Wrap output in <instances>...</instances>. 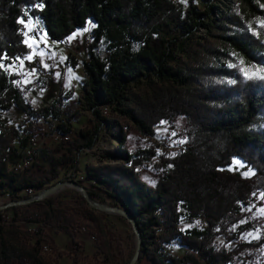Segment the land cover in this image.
Segmentation results:
<instances>
[{"label": "trees", "instance_id": "1", "mask_svg": "<svg viewBox=\"0 0 264 264\" xmlns=\"http://www.w3.org/2000/svg\"><path fill=\"white\" fill-rule=\"evenodd\" d=\"M203 2L200 9L178 0H0V65L29 52L20 23L26 9L40 17L53 40L93 21L87 57L82 59L79 110L58 126L70 133L72 119L88 113L90 125L64 141L68 156L74 157V171L82 150L91 149L101 137L115 141L100 151L95 163L85 165L86 182L75 180L99 202L109 199L108 204L132 215L141 236L134 264H236L237 255L255 259L264 242V229L255 241L240 239L255 222L243 206L254 192L264 191V81H240L224 66L230 51L264 63V32L248 23L264 13V0ZM200 27L206 35L198 34ZM101 40L106 42L105 57L95 51ZM14 77L0 67V193L8 189L9 201L29 198L59 181V166L67 159L43 152L49 168L38 178L27 174L28 166L21 172L10 170L9 164L22 161L32 127L9 124L3 111L14 106L28 119L62 115L58 96L33 107ZM179 115L185 117L184 147L159 156L153 162L160 170L158 178L147 183L139 169L156 151L151 145L131 150L126 126L132 124L152 138L158 122H173ZM233 156L248 162L254 175L221 169ZM9 209L11 216L6 215ZM107 215L79 190L7 204L0 208V264H53L54 255L65 250L58 248L46 225L67 233L73 244L86 227L100 263L124 264ZM183 216L196 222L183 229ZM19 219L28 226H21ZM43 241L53 257L44 254ZM229 241H235L230 248L225 245ZM173 243L184 245L185 251L176 255L167 250ZM78 259L73 255L70 264Z\"/></svg>", "mask_w": 264, "mask_h": 264}, {"label": "rangeland", "instance_id": "2", "mask_svg": "<svg viewBox=\"0 0 264 264\" xmlns=\"http://www.w3.org/2000/svg\"><path fill=\"white\" fill-rule=\"evenodd\" d=\"M183 4L192 2L197 5L198 8L203 9L205 7L203 0H178ZM224 2H221L219 8L221 9ZM264 7V5H261ZM25 19H22L23 32H25L24 41L29 46V52L22 57H17L10 63H2L5 70L12 74L14 77L13 82L19 88L29 92L31 94L28 101L33 107L43 106L52 101L57 96L61 100V111L62 115L58 118L49 116L48 118L34 119L36 121V127H39V146L35 150V154L30 159V164L27 167V174L31 178H38L43 174L47 173L49 163L42 158L43 152H48L53 155H65L67 159L61 163L60 168V182L61 184L53 189L50 194L61 196H70L78 191V189L71 183L67 182L68 179H82L86 182L85 177V165L88 163H95L100 157V151L105 149L115 141H110L109 138L101 137L98 142L87 150H82L76 157L78 169L74 171V157H69L67 154L65 142L59 138L61 127L58 126L62 118L67 114H70L76 110H79L80 102L79 98L82 93L81 78H82V59L87 56V50L83 36L90 32V28L93 26V21L89 20L86 26V32L77 38L75 42L60 41L57 40L55 43L48 40V37L40 35L42 28H44L42 20L38 16H31L29 9L25 10ZM29 20H34L35 26L30 25ZM33 23V24H34ZM251 26L258 27L260 31L264 32V13L259 16L251 17ZM27 25V26H26ZM198 34L206 35V29L200 27ZM42 36V37H41ZM95 51L102 57L107 54L106 42L101 40ZM71 54L69 58L67 55ZM31 56L32 59H28ZM71 60L75 61V64ZM23 61V64H21ZM224 66L228 68L236 78L240 81H246L260 79L259 76H264V63L249 62L241 55L230 51L229 54L224 58ZM23 66L26 68L21 69ZM259 71L258 75H253ZM247 71V75L245 74ZM252 77V78H249ZM264 112V111H263ZM105 113V112H104ZM109 113V108L106 110ZM3 116L6 117L7 122L13 125H24L32 126L31 122L33 118H26L25 113L17 109L14 106L3 111ZM264 123L263 118L260 121ZM185 124L184 116H177L175 121L161 120L155 125V134L152 138L142 136L137 129L129 124L126 126L127 131V145L131 150L138 145L140 146H153L156 155L152 161L146 162V164L139 169L141 178L147 183L154 184L158 178L160 170L155 168L153 162L158 159L159 156H167L173 154L180 148L184 147L186 136L184 135L183 127ZM90 125V120L87 112L80 113L78 117L72 119L70 132L71 136H74L75 130L78 128H84ZM173 133H175L173 135ZM112 161H116L112 159ZM239 161L237 165L235 162ZM242 165V166H240ZM224 170L234 171L236 174L243 177H252L255 170L251 165L242 160L238 156H233L231 163L225 167H221ZM251 173L245 175V173ZM74 175V177H72ZM6 192V193H5ZM11 198V192L6 189L0 193V205L9 201ZM109 199H105L104 203H107ZM243 209L247 213L248 218L255 220L253 226L248 230L241 233L240 239L245 241H255L259 238L261 231L264 229V214L261 213V209H264V191L258 190L253 193V197L248 205H244ZM7 216L12 215V210L6 211ZM245 219H243L244 221ZM107 222L112 230L118 234L117 246L120 254L121 261L124 264H128L132 258L135 250L136 236L130 221L122 214L108 212ZM196 221H192L187 217L181 218L180 226L185 229L193 225ZM18 223L27 227L28 222L19 219ZM39 224H41L39 222ZM45 229L50 232L57 243L59 249L65 250L64 253L56 254L53 256L49 255L50 247L44 249L43 252L46 256L53 257V264H70L72 256H78V261L75 264H102L100 263V257H97L96 247L93 243V238L88 233L86 227L81 228L77 234V244H73L69 235L62 230L55 229L51 225H46ZM251 234V235H250ZM217 241L223 243V238L218 237ZM235 241L226 242V246L230 248ZM49 246V245H48ZM166 249L176 255H181L185 251V246L180 244H170L166 246ZM258 262L264 264V242L257 248V255L255 259L241 254L240 257L237 255L234 258L236 264H253ZM145 260H141L139 264H146Z\"/></svg>", "mask_w": 264, "mask_h": 264}, {"label": "water", "instance_id": "3", "mask_svg": "<svg viewBox=\"0 0 264 264\" xmlns=\"http://www.w3.org/2000/svg\"><path fill=\"white\" fill-rule=\"evenodd\" d=\"M67 182L73 184L89 201L90 203L97 207L100 210L103 211H107V212H114V213H118V214H122L124 215L131 223L133 231L135 232V236H136V244H135V250H134V254L132 256V258L130 259L128 264H134L137 256H138V252H139V246H140V240H141V236L140 233L136 227V224L133 220L132 215L122 206L119 205H112V204H108V203H104V202H99L98 200H96L95 198L91 197L86 188L81 185L77 180L74 179H68ZM61 184L60 181H57L56 183L52 184L49 187H46L40 191H38L36 194L30 196L29 198L26 199H18V200H12V201H7L4 204L0 205V208L7 205V204H13V203H23L32 199H41L45 196L51 195L49 192H51L53 189H55L56 187H58Z\"/></svg>", "mask_w": 264, "mask_h": 264}, {"label": "built area", "instance_id": "4", "mask_svg": "<svg viewBox=\"0 0 264 264\" xmlns=\"http://www.w3.org/2000/svg\"><path fill=\"white\" fill-rule=\"evenodd\" d=\"M92 37H91V34L90 32H87L84 36H83V41L85 43V45H88L91 41ZM26 66H23L21 69H25ZM23 92V95H28V99H30L31 97V94L25 90H23L22 88H20ZM103 108H107L108 110V107L107 106H104ZM49 116H47L48 118ZM31 127H32V131L31 133H29V136H28V144L27 146L24 148V153H23V159L21 162L19 163H11L10 166H13V170L16 171V172H21L25 166H28L30 164V159L32 157L33 154H35V150L36 148L39 146V127H36V121L32 120L31 122ZM71 137V134L70 133H63V132H60L59 133V138L62 139L63 141H65L67 138ZM26 192L28 194H33V190L31 188H27ZM84 228V227H82ZM92 237V236H91ZM93 238V237H92ZM43 244H45L46 246H48V244L43 241Z\"/></svg>", "mask_w": 264, "mask_h": 264}, {"label": "crops", "instance_id": "5", "mask_svg": "<svg viewBox=\"0 0 264 264\" xmlns=\"http://www.w3.org/2000/svg\"><path fill=\"white\" fill-rule=\"evenodd\" d=\"M33 23H34V20L30 23V25H32V26H29V27H34L35 23L34 24ZM85 28H86V26L77 28L75 31H73L71 34H69L68 36H66L64 39H62L60 41L75 42L78 37H80L83 33H85L87 31ZM43 34L46 36V38L48 37L44 28H42V31L40 32V35H43ZM24 37H25V32H24ZM48 40L53 42V43H55L57 41V40H53L50 38H48ZM86 57H84V58H86Z\"/></svg>", "mask_w": 264, "mask_h": 264}, {"label": "snow or ice", "instance_id": "6", "mask_svg": "<svg viewBox=\"0 0 264 264\" xmlns=\"http://www.w3.org/2000/svg\"><path fill=\"white\" fill-rule=\"evenodd\" d=\"M20 23H25L22 19L20 20ZM28 23H31V21L29 20V22ZM27 26V25H26ZM262 26H264V25H262ZM27 42V41H26ZM28 59L30 60V59H32V57L31 56H29L28 57ZM21 64H23V61H21ZM0 67H3V65H0ZM259 71L260 70H257L256 71V73H253V75H258L259 74ZM245 74L247 75V71H245ZM249 78H252V77H249ZM259 78L260 79H264V76H259ZM175 133H173V135H174ZM237 165H239L240 164V162L239 161H236L235 162ZM240 166H242V165H240ZM251 173L249 172V173H245V175H250ZM261 213L262 214H264V209H261ZM251 235V234H250Z\"/></svg>", "mask_w": 264, "mask_h": 264}, {"label": "bare ground", "instance_id": "7", "mask_svg": "<svg viewBox=\"0 0 264 264\" xmlns=\"http://www.w3.org/2000/svg\"><path fill=\"white\" fill-rule=\"evenodd\" d=\"M23 96H26V98H27V100H28V95H23ZM104 109H107V108H104ZM40 118V117H39ZM10 165V164H9ZM13 170V166H10V170ZM15 172V171H14ZM6 193V192H5ZM43 245H45V244H43ZM46 246V245H45ZM49 246H47L45 249H47Z\"/></svg>", "mask_w": 264, "mask_h": 264}]
</instances>
